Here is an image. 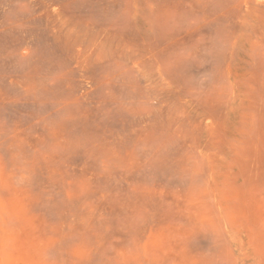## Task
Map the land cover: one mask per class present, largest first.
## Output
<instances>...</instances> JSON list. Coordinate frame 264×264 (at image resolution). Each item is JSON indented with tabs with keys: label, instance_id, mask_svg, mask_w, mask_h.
Masks as SVG:
<instances>
[{
	"label": "rangeland",
	"instance_id": "obj_1",
	"mask_svg": "<svg viewBox=\"0 0 264 264\" xmlns=\"http://www.w3.org/2000/svg\"><path fill=\"white\" fill-rule=\"evenodd\" d=\"M0 264H264V0H0Z\"/></svg>",
	"mask_w": 264,
	"mask_h": 264
}]
</instances>
